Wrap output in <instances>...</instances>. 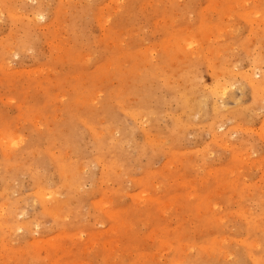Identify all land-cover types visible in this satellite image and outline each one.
Here are the masks:
<instances>
[{
  "label": "rangeland",
  "instance_id": "1",
  "mask_svg": "<svg viewBox=\"0 0 264 264\" xmlns=\"http://www.w3.org/2000/svg\"><path fill=\"white\" fill-rule=\"evenodd\" d=\"M256 85L264 0H0V264H264Z\"/></svg>",
  "mask_w": 264,
  "mask_h": 264
},
{
  "label": "bare ground",
  "instance_id": "2",
  "mask_svg": "<svg viewBox=\"0 0 264 264\" xmlns=\"http://www.w3.org/2000/svg\"><path fill=\"white\" fill-rule=\"evenodd\" d=\"M74 3H75V2H74ZM65 11H66V10H65ZM252 11H253V10H252ZM229 13H230V12H229ZM258 13H259V12H258ZM245 14H246V13H245ZM257 15H258V14H257ZM245 17H246V16H245ZM174 18H175V17H174ZM246 18H247V17H246ZM231 29H232V28H231ZM74 34H75V33H74ZM14 35H15V34H14ZM14 46H15V45H14ZM68 48H69V47H68ZM218 55H219V54H218ZM39 72H40V71H39ZM247 75H248V74H247ZM251 81H252V80H251ZM218 82H219V81H218ZM226 82L228 83L229 81H224V82H222V83L224 84V87H222V88H224V92H223V90H222L223 93H225V87H226L225 84H226ZM254 82H255V81H254ZM216 84H217V83H216ZM249 84H250V83H249ZM251 84H252V83H251ZM262 84H263V83H262ZM262 84H261V87L263 86ZM218 85H220V84L218 83ZM257 85H258V84H257ZM257 85H256L255 87L258 88V87L260 86V82H259V86H257ZM215 87H216V86H215ZM255 87H254V88H255ZM261 87H259V88H261ZM217 88H218V87H217ZM220 88H221V87H220ZM259 88H258V90H262V89L264 90V87H263L262 89H259ZM218 89H219V88H218ZM218 89L214 88V89H213V92H214L215 90L217 91ZM227 89H228V88H227ZM220 90H221V89H219V91H220ZM256 90H257V89H256ZM216 91H215L214 93H216V94L218 95V93H220V92L217 93ZM256 92H257V91H256ZM216 94H215V95H216ZM221 95H222V93H221ZM0 137H1V136H0ZM156 140H157V139H156ZM12 141H13V140H12ZM16 143H17V142H16ZM9 146H10V145H9ZM28 165H29V164H28ZM142 193H143V192H142ZM140 194H141V193H140ZM39 195H40V194H39ZM47 195H49V194H47ZM143 197H144V196H143ZM168 205H169V204H168Z\"/></svg>",
  "mask_w": 264,
  "mask_h": 264
}]
</instances>
